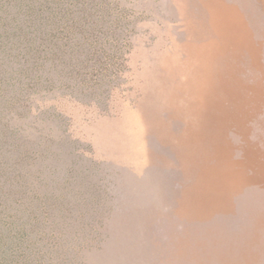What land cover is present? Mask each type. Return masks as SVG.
Returning a JSON list of instances; mask_svg holds the SVG:
<instances>
[{
	"label": "rangeland",
	"instance_id": "374dc122",
	"mask_svg": "<svg viewBox=\"0 0 264 264\" xmlns=\"http://www.w3.org/2000/svg\"><path fill=\"white\" fill-rule=\"evenodd\" d=\"M42 1L0 54V264H264V0Z\"/></svg>",
	"mask_w": 264,
	"mask_h": 264
},
{
	"label": "trees",
	"instance_id": "16d2710c",
	"mask_svg": "<svg viewBox=\"0 0 264 264\" xmlns=\"http://www.w3.org/2000/svg\"><path fill=\"white\" fill-rule=\"evenodd\" d=\"M46 4L42 0H0V54L7 49H16L17 53L34 49L36 52V31L41 32L42 25L60 21L67 14L65 12L62 17H58L57 13L53 15L54 12L49 11ZM48 52H52V49ZM18 56L16 54L15 57Z\"/></svg>",
	"mask_w": 264,
	"mask_h": 264
}]
</instances>
